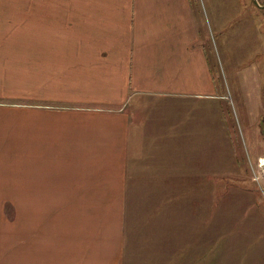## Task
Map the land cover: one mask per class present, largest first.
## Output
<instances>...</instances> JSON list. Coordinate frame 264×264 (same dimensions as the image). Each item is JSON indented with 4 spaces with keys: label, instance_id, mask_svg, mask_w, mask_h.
<instances>
[{
    "label": "crops",
    "instance_id": "0c3cea01",
    "mask_svg": "<svg viewBox=\"0 0 264 264\" xmlns=\"http://www.w3.org/2000/svg\"><path fill=\"white\" fill-rule=\"evenodd\" d=\"M227 4L0 0V155H31L0 201L37 206L0 210V264H264V221L224 228L200 163L232 147L209 48Z\"/></svg>",
    "mask_w": 264,
    "mask_h": 264
},
{
    "label": "rangeland",
    "instance_id": "374dc122",
    "mask_svg": "<svg viewBox=\"0 0 264 264\" xmlns=\"http://www.w3.org/2000/svg\"><path fill=\"white\" fill-rule=\"evenodd\" d=\"M257 2L264 6V0ZM2 3L33 5V0H2ZM231 5L232 9L226 10V16L230 11L232 13L231 24L214 30L216 45L213 46L210 41L209 48L213 55L215 54L216 104L218 108L222 107L223 124L231 131L232 147L228 152V147L217 142L215 154L200 155V163L209 162L215 168V174L209 177V183L215 187L218 221L224 228L227 225L240 228L246 227L248 222L264 221V138H254L253 142L248 138L261 131V119H264V113H260L264 112V69L261 72L264 55L259 51L254 39H250L254 36V26H250L252 18L256 19L257 26L261 27L264 34V8H259L252 0H231ZM224 36L227 39L226 47L221 42ZM248 41L254 44L249 53L245 48ZM255 67L256 70L259 68L258 71H253ZM255 96L257 101L253 104ZM31 100L25 102L32 104ZM197 156L199 155L194 157ZM30 161V154L9 152L0 155V167L3 169L1 171L5 174L11 172V176H0V198L18 193L17 171ZM17 206L23 210L37 208L33 201H0V210H15ZM57 206L62 207V203ZM248 213H255L262 219L250 218ZM219 215L222 216L218 217Z\"/></svg>",
    "mask_w": 264,
    "mask_h": 264
},
{
    "label": "trees",
    "instance_id": "16d2710c",
    "mask_svg": "<svg viewBox=\"0 0 264 264\" xmlns=\"http://www.w3.org/2000/svg\"><path fill=\"white\" fill-rule=\"evenodd\" d=\"M261 126H262V134H263V138H264V119H262Z\"/></svg>",
    "mask_w": 264,
    "mask_h": 264
},
{
    "label": "water",
    "instance_id": "95a60500",
    "mask_svg": "<svg viewBox=\"0 0 264 264\" xmlns=\"http://www.w3.org/2000/svg\"><path fill=\"white\" fill-rule=\"evenodd\" d=\"M256 5H258L259 8H264V6H261L258 4L257 0H252Z\"/></svg>",
    "mask_w": 264,
    "mask_h": 264
},
{
    "label": "bare ground",
    "instance_id": "6f19581e",
    "mask_svg": "<svg viewBox=\"0 0 264 264\" xmlns=\"http://www.w3.org/2000/svg\"><path fill=\"white\" fill-rule=\"evenodd\" d=\"M261 161V160H260Z\"/></svg>",
    "mask_w": 264,
    "mask_h": 264
}]
</instances>
